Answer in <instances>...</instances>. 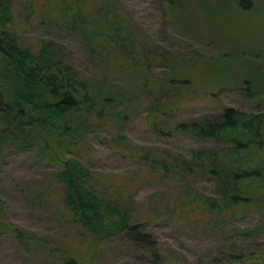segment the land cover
<instances>
[{
  "label": "trees",
  "instance_id": "obj_1",
  "mask_svg": "<svg viewBox=\"0 0 264 264\" xmlns=\"http://www.w3.org/2000/svg\"><path fill=\"white\" fill-rule=\"evenodd\" d=\"M235 1L245 10L255 3ZM23 14L74 31L89 55L88 68H79L54 39L27 44L8 30ZM170 38L186 47L182 38ZM163 47L138 27L120 0H0V157L5 148L35 150L39 159L54 165L47 194L97 247L117 238L139 251L158 253L157 240L147 230L152 219L171 218L185 230L186 220H197L213 235L224 234L228 221L252 208L264 211V110L230 106L179 122L175 131L216 146L192 149L190 155L168 147L139 151V146V157L156 169L142 178L111 180L68 154L107 125L116 131L112 143L131 151L122 131L139 108L149 118L172 115L173 103L185 98L183 89L191 84L177 75L184 64L197 61L198 52H166ZM155 53L167 63L163 73L155 70ZM247 93L253 98L251 87ZM143 177L166 186L150 193L145 203L136 198ZM204 178L211 180L207 192L199 186ZM238 251L233 257L240 264H264L243 262L248 254ZM59 261L84 264L66 254Z\"/></svg>",
  "mask_w": 264,
  "mask_h": 264
},
{
  "label": "rangeland",
  "instance_id": "obj_2",
  "mask_svg": "<svg viewBox=\"0 0 264 264\" xmlns=\"http://www.w3.org/2000/svg\"><path fill=\"white\" fill-rule=\"evenodd\" d=\"M120 1L146 35L164 45L161 50H197V61L193 58L184 64L186 68L177 75L191 84L183 89L185 98L173 103L171 116L149 118L147 111L139 108L124 124L122 132L131 151L112 143L116 131L107 125L89 135L84 147L68 154H76L111 180L134 175L142 178L156 169L139 157L135 150L139 146V151L168 147L187 155L195 148L216 146L214 141L175 131L179 122L198 120L230 106L264 110V0H255L251 10L242 9L235 0ZM7 29L27 44L54 39L64 45L79 68H88L89 55L74 31L56 29L37 16L27 20L24 14ZM171 35L182 38L186 47L172 42ZM153 56L156 72L163 73L167 69L163 55ZM250 87L253 98L247 93ZM55 168L39 159L35 150L4 149L0 157V264H59L62 254L75 256L84 264H240L233 254H239L241 248L248 254L243 262H264L262 208H252L228 221L224 234L203 231L197 220H186L185 230L171 218L152 219L147 230L157 240L158 253L139 251L117 238L97 247L74 225L56 198L47 194L46 181ZM141 178L136 189L141 203L150 193L166 188ZM199 186L207 192L211 180L204 178Z\"/></svg>",
  "mask_w": 264,
  "mask_h": 264
}]
</instances>
